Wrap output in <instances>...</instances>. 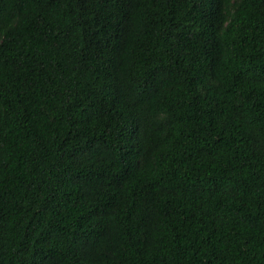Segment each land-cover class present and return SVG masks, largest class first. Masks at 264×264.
I'll use <instances>...</instances> for the list:
<instances>
[{
	"label": "trees",
	"instance_id": "obj_1",
	"mask_svg": "<svg viewBox=\"0 0 264 264\" xmlns=\"http://www.w3.org/2000/svg\"><path fill=\"white\" fill-rule=\"evenodd\" d=\"M0 264H264V0H0Z\"/></svg>",
	"mask_w": 264,
	"mask_h": 264
}]
</instances>
